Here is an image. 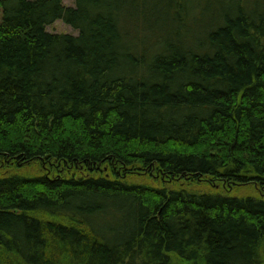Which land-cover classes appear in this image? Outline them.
<instances>
[{"label":"trees","instance_id":"obj_1","mask_svg":"<svg viewBox=\"0 0 264 264\" xmlns=\"http://www.w3.org/2000/svg\"><path fill=\"white\" fill-rule=\"evenodd\" d=\"M253 1L0 0V264H264Z\"/></svg>","mask_w":264,"mask_h":264},{"label":"rangeland","instance_id":"obj_2","mask_svg":"<svg viewBox=\"0 0 264 264\" xmlns=\"http://www.w3.org/2000/svg\"><path fill=\"white\" fill-rule=\"evenodd\" d=\"M251 3L250 5L253 4V0H250ZM65 5H73V0H63ZM248 4V2H247ZM247 4H244L246 7H248ZM210 13V12H209ZM199 14V12H195V16L197 17ZM209 14H206L204 16V20L201 18H199V23H203V22H207L205 20H207L206 18L208 17ZM0 18H1V12H0ZM46 30L49 32H54V33H71V34H76L77 30L73 29L71 26L67 25L65 22H63L62 20L58 19L56 21H54L53 23L49 24L46 26Z\"/></svg>","mask_w":264,"mask_h":264}]
</instances>
